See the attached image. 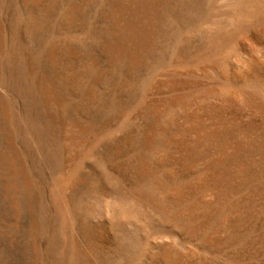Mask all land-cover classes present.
<instances>
[{"label":"rangeland","instance_id":"374dc122","mask_svg":"<svg viewBox=\"0 0 264 264\" xmlns=\"http://www.w3.org/2000/svg\"><path fill=\"white\" fill-rule=\"evenodd\" d=\"M0 264H264V0H0Z\"/></svg>","mask_w":264,"mask_h":264}]
</instances>
